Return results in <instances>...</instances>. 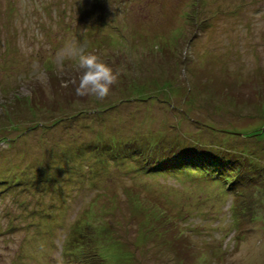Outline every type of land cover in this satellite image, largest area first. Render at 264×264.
I'll return each mask as SVG.
<instances>
[{"label":"rangeland","instance_id":"1","mask_svg":"<svg viewBox=\"0 0 264 264\" xmlns=\"http://www.w3.org/2000/svg\"><path fill=\"white\" fill-rule=\"evenodd\" d=\"M76 53L120 70L103 101ZM262 129L264 0H0V264H264ZM173 151L240 182L151 172Z\"/></svg>","mask_w":264,"mask_h":264},{"label":"trees","instance_id":"2","mask_svg":"<svg viewBox=\"0 0 264 264\" xmlns=\"http://www.w3.org/2000/svg\"><path fill=\"white\" fill-rule=\"evenodd\" d=\"M69 91H72V92H69ZM61 95L65 96V97H67V96L72 97L75 94H74V91L71 89V90H66V91L62 92ZM19 100H21V99H19ZM34 103H35L34 99L30 98V99H26L24 104L26 107L32 108V105H35ZM11 106L13 107V105H11ZM248 134H251V133H248ZM255 135L256 134H252L251 136L247 135V136L254 137ZM259 135H261V136L264 135V129L261 130ZM203 150H206V149H203ZM209 152H211V151H206V152L201 151L199 154L200 156H198L197 154H194V151H188V152H186V151H173V152H171V155L175 154V157L177 156L176 164H174V163L171 164L170 162L155 164V165H153V166H155V168H152V170H154V171H151V172H155V170H157V171H159V172L161 171L163 173H173L172 171H175V170L192 169V168H195L196 171H199V169H203V168L206 169V167H209L211 169L215 168L214 170L219 172V174L221 175L218 178L223 179L227 183L229 182L228 183L229 186L235 181L240 182L239 179L241 177V174H240L241 172H239L238 169H234L233 167L227 166V168H226V165H225L226 160H225L224 154L213 155L212 153H209ZM237 158L238 157L232 156L231 160H235L238 162ZM201 160L203 162H205L206 164H204ZM239 170L240 171L242 170V165H241V169H239ZM230 180L233 182L231 183ZM91 246L92 245H90L89 247H91ZM81 248H82V246H80V245L76 247V249H81ZM180 248H181V246H180ZM180 248L177 246L176 247L174 246V250L176 251V255H178V257L181 260L186 261L187 259L183 258L186 254ZM91 249H92V247H91ZM84 250H85V248H84ZM89 250L86 251L87 263H85V264H88L90 261V259L88 257V255L90 253H94L95 255H94V258L91 259L92 262H90L89 264H100V261L98 258L102 257L101 254H99V252L97 253V249H92L91 252H89Z\"/></svg>","mask_w":264,"mask_h":264},{"label":"clouds","instance_id":"3","mask_svg":"<svg viewBox=\"0 0 264 264\" xmlns=\"http://www.w3.org/2000/svg\"><path fill=\"white\" fill-rule=\"evenodd\" d=\"M76 68L81 73L75 88L78 97H94L103 101L119 82L121 72L104 62L98 55L76 53Z\"/></svg>","mask_w":264,"mask_h":264}]
</instances>
